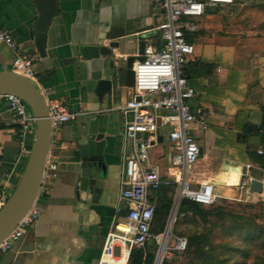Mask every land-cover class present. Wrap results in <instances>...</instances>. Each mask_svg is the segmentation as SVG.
<instances>
[{"label": "crops", "instance_id": "crops-1", "mask_svg": "<svg viewBox=\"0 0 264 264\" xmlns=\"http://www.w3.org/2000/svg\"><path fill=\"white\" fill-rule=\"evenodd\" d=\"M56 1L57 11L45 27L44 54H40L35 43L36 0H0V28L10 32L21 52L33 55L32 69L46 100H61L69 111L77 113L76 119L51 132L47 157L57 168L54 176L49 171L43 173L35 200L41 214L0 255V264H98L107 234L125 215L118 201L122 161L130 149L123 138L122 108L132 94V88L124 83L125 58L139 54L141 41L161 44L156 26L163 13L153 0ZM220 8L207 9L195 18L197 30L189 36L195 48L193 62L199 64L191 62L186 69L196 91L191 104L206 112L203 122L192 124L203 145L191 177L199 182L221 180L232 188L238 182L230 184L222 175L237 172L241 178L247 165L245 175L259 180L249 173L261 168L247 149L260 147V136L253 132L261 122L259 106L264 104V39L244 36L241 26L233 29L237 26L226 20ZM112 41L119 46L112 49L111 56L72 57V45H108ZM13 57L0 43V69L11 68ZM96 71L112 80L111 90L102 100L94 94ZM85 111L91 115L88 130L82 120ZM34 130L25 136L27 152L21 151L12 113L0 99V188L8 195L23 174ZM239 134L245 139H238ZM97 135L96 140L93 137ZM82 143L88 144L89 156L100 164L95 184L85 191L79 189L77 172ZM163 144L168 152L167 141ZM162 145L151 153L153 161L165 152ZM213 151L218 158L214 170L208 161ZM204 160L208 167L202 169ZM221 187L227 186H217Z\"/></svg>", "mask_w": 264, "mask_h": 264}, {"label": "built area", "instance_id": "built-area-1", "mask_svg": "<svg viewBox=\"0 0 264 264\" xmlns=\"http://www.w3.org/2000/svg\"><path fill=\"white\" fill-rule=\"evenodd\" d=\"M234 1L153 0L163 13V20L156 26L161 44H146L143 52L136 55L133 61L132 94L122 108L123 138L130 146L122 161L118 197L125 215L115 221L114 230L107 234L98 264H128L132 249H144L151 239L156 240L160 247L163 232H151L160 187L170 186L174 189L171 213L176 211L182 200L209 206L221 197L213 180L199 182L191 177V168L202 154L192 124L203 122L206 112L201 106L191 104L196 91L188 81L186 69L195 56L194 45L189 40V36L197 30L194 19L203 16L207 9L231 6ZM0 43L14 55L11 69L37 81L32 69L33 55L21 52L10 32L3 28H0ZM1 98L7 102L12 113L21 151L27 152L25 136L35 128V117L19 96L3 93L0 94ZM47 107L51 132L77 117V113L69 111L61 100H49ZM202 128L204 130L205 125ZM159 136L162 137L161 142ZM165 139L168 152H162L158 160L153 161L151 149L162 145ZM263 151L262 147L256 150L258 154ZM56 168L57 164L47 157L43 173L49 171L54 176ZM251 179L248 175H242L235 186L244 193H252ZM8 197L1 187L0 209ZM40 214L41 210L34 202L0 241V255L23 235ZM186 247L185 237L174 236L171 245L173 252L182 253Z\"/></svg>", "mask_w": 264, "mask_h": 264}, {"label": "rangeland", "instance_id": "rangeland-1", "mask_svg": "<svg viewBox=\"0 0 264 264\" xmlns=\"http://www.w3.org/2000/svg\"><path fill=\"white\" fill-rule=\"evenodd\" d=\"M219 10L226 15V20L229 19L232 25L237 26L233 29L241 26L244 36L264 39V0H235L233 5ZM197 141L200 146L203 145ZM165 144L162 147L167 152ZM154 152H158V148L151 149V153ZM209 155L208 161L213 163L214 170L218 158L215 151ZM208 161H202V169L208 167ZM249 173L263 182L261 193H244L237 186H227L216 188L221 197L214 204L197 205L200 212L191 209L179 212L177 207L162 262L264 264V170L254 169L253 172L249 170ZM167 193L171 198L174 197V191L169 190ZM174 236H183L186 240L197 238L198 245L188 249L186 247L182 253H175L171 250ZM158 247L159 243L151 239L144 250L154 252L156 256Z\"/></svg>", "mask_w": 264, "mask_h": 264}, {"label": "water", "instance_id": "water-1", "mask_svg": "<svg viewBox=\"0 0 264 264\" xmlns=\"http://www.w3.org/2000/svg\"><path fill=\"white\" fill-rule=\"evenodd\" d=\"M39 19L37 23V33L35 35V43L40 54H44L45 35L44 30L50 21L52 15L57 11L56 0H36ZM119 43L116 41L109 42L108 45L99 44H80L71 46L72 57L79 55L83 60L98 58L101 55H113V48H117ZM145 42L139 43V54L143 52ZM72 59V58H71ZM135 56H129L125 60V80L126 86H133L134 72L132 70ZM141 60V57H137ZM93 79L96 80L94 94L99 100H102L103 95L111 90V78L101 77V72L96 71L93 74ZM12 93L19 96L29 107L35 117L34 140L30 147L28 160L23 171V174L13 190L7 198L5 204L0 209V241L15 227L21 217L28 211L36 200V196L41 185L44 164L47 159L49 142L51 137V126L48 116L47 100L42 92L38 82L28 76L13 71L7 66L0 69V94ZM91 115L88 112H83L82 120L85 129L88 130L89 118ZM247 127V131H250ZM146 136V134H144ZM98 139L99 136L93 137ZM238 139L244 140L242 134L237 136ZM159 141L162 137L159 136ZM79 157L81 160L78 163L77 172L79 173V189L85 191L88 185H94L96 177L99 174L100 164L97 159L89 156V148L87 143H82L79 146ZM246 174V166L242 170V175ZM217 186H225L226 184L220 180H213ZM250 190L256 193L263 191V182L257 179L250 180ZM173 213V212H172ZM171 213V215H172ZM167 225L163 233L166 231ZM129 244V242H127ZM159 249V247H158ZM156 257V256H155ZM155 262V259H154ZM153 262V264H154ZM128 264H134L129 260Z\"/></svg>", "mask_w": 264, "mask_h": 264}, {"label": "trees", "instance_id": "trees-1", "mask_svg": "<svg viewBox=\"0 0 264 264\" xmlns=\"http://www.w3.org/2000/svg\"><path fill=\"white\" fill-rule=\"evenodd\" d=\"M193 66H198L199 64L196 62H193L191 64ZM206 67H211L208 64H205ZM204 65V66H205ZM11 69V68H9ZM189 73V72H188ZM261 110V122L258 125V128L256 131H254V135L260 136V147H264V104L259 106ZM245 135L246 134V128H245ZM256 149H247L248 155L252 158L254 162H256L261 169L264 170V151L262 154H258L256 152ZM264 150V148H263ZM174 191L173 187L170 186H162L160 189L157 191L156 195V209L153 215V222H152V228L151 232L153 234H160L164 231L165 226L167 224V218L170 216L171 213V207H172V202L173 198H171L168 195V191ZM195 202L189 201V200H182L181 203L179 204L178 211L179 212H184L186 210H194L197 212H200L199 208ZM148 243H146L147 245ZM195 245H198V239L197 238H189L187 240V249L188 248H193ZM157 254V253H156ZM130 260L134 262V264H153L155 257V253L151 251H145L144 249L141 248H133L130 254ZM161 264H169L168 262H162Z\"/></svg>", "mask_w": 264, "mask_h": 264}, {"label": "bare ground", "instance_id": "bare-ground-1", "mask_svg": "<svg viewBox=\"0 0 264 264\" xmlns=\"http://www.w3.org/2000/svg\"><path fill=\"white\" fill-rule=\"evenodd\" d=\"M222 178L224 180H227L230 184H233V183H237L239 181L240 175H239V173L234 172V173H228V174L222 175ZM225 186H228V185L226 184ZM174 220H175V212L172 213V215L169 219L166 231L161 235L160 247L157 251L154 264H161V262L163 260V257L165 255V248H166L167 242L169 240V235H170V232L172 230Z\"/></svg>", "mask_w": 264, "mask_h": 264}]
</instances>
